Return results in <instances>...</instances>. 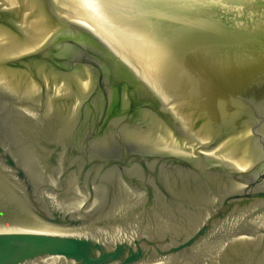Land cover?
<instances>
[{
	"label": "water",
	"instance_id": "obj_1",
	"mask_svg": "<svg viewBox=\"0 0 264 264\" xmlns=\"http://www.w3.org/2000/svg\"><path fill=\"white\" fill-rule=\"evenodd\" d=\"M0 264H264V0H0Z\"/></svg>",
	"mask_w": 264,
	"mask_h": 264
}]
</instances>
